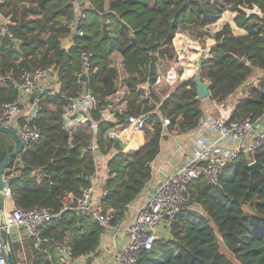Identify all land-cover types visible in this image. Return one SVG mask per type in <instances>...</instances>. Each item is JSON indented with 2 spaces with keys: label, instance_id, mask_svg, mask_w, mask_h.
I'll return each instance as SVG.
<instances>
[{
  "label": "trees",
  "instance_id": "trees-1",
  "mask_svg": "<svg viewBox=\"0 0 264 264\" xmlns=\"http://www.w3.org/2000/svg\"><path fill=\"white\" fill-rule=\"evenodd\" d=\"M86 7L84 36L64 50L71 39L68 24L75 16L71 0H4L0 4L11 21L8 34L0 36V77H10L0 86V106L16 100L13 82L24 73L51 67L58 72L61 86V95L40 99L36 125L41 140L26 146L5 170L15 207L59 215L39 230L43 241L39 247L29 238L26 253L20 256L22 245L10 242L14 264H65L60 246L69 251L71 261L85 259L90 264L97 256L104 229L90 216L64 210L73 207L91 184L96 166L90 146L96 144L100 155L113 151L105 133L114 125L99 121L98 113H92L98 121L95 134L88 127L71 135L63 129L68 99L82 93L76 79L82 69L81 52L93 55L86 87L100 108L116 92L119 73L111 56L120 55L129 95L125 112L115 115L118 124L153 112L143 131L145 145L131 154L115 153L108 162L99 202L111 217V226L130 216L129 205L151 179V163L159 154L164 132L162 120L170 121L166 128L170 134L181 136L204 119L192 79L179 82L165 99L167 90L160 92L154 86L160 67L177 60L173 47L177 33L197 39L209 36L204 31L208 26L224 12L236 11L234 25L246 34L235 36L229 25L215 33V45L198 73L209 85V100L215 103L225 102L248 80L256 81L245 86L232 121L264 112V28L258 15L246 12L257 8L264 13V0H87ZM242 59L247 63L242 64ZM255 72L262 76L256 78ZM13 149L11 139L0 133V164ZM249 158L262 165L260 173L250 176ZM189 193L190 203L170 229H158L153 248L142 252L136 264H264V147L250 157L239 155L224 169L218 186L201 177L190 184Z\"/></svg>",
  "mask_w": 264,
  "mask_h": 264
},
{
  "label": "built area",
  "instance_id": "built-area-1",
  "mask_svg": "<svg viewBox=\"0 0 264 264\" xmlns=\"http://www.w3.org/2000/svg\"><path fill=\"white\" fill-rule=\"evenodd\" d=\"M75 7V16L68 24L71 39L63 46L69 50L74 46V40L84 36L82 25L85 20L87 0H71ZM4 0H0L3 4ZM237 14L236 11H234ZM248 15L255 14L260 18L261 13L257 8L246 11ZM11 25L0 10V36L8 34L7 26ZM91 53L81 52L80 59L82 69L76 75V79L82 85V93L75 98H69L62 114L63 129L69 134L88 127L95 134L98 121L94 120L92 113L100 115L101 122L112 123L114 126L105 133V138L114 143L119 139L126 146L129 135L124 132L142 133L147 125L151 113L128 117L124 124H118L115 115L122 114L126 110L128 91H116L118 97L114 104L100 108V103L93 92L86 87V81L92 69ZM179 65L175 63L164 77L157 78L154 86L163 84L173 89L179 84ZM33 80L30 81V78ZM82 77L86 81H82ZM10 77H0L2 86ZM17 91L16 100L0 106V128L13 131L23 145V149L41 140V130L36 125L39 114L41 97L61 95V86L58 72L51 68L37 70L33 74L24 73L18 81H14ZM32 95H35L32 98ZM218 114L205 117L195 128L194 147L191 152L184 155L178 167L165 175L153 186H148L145 202L137 208L128 224L119 229L126 237L125 246L113 253L112 264H136L142 252H148L153 248L157 240L158 229L165 226L170 229L180 210L191 201L189 186L195 180L203 177L213 186L219 185V179L224 169L236 160L239 155L250 157L256 151L264 147V112L259 115L249 114L245 118L232 121L230 111L224 107V103H218ZM170 121L162 120V127L166 129ZM90 151L96 160L100 155L97 146L92 144ZM113 152V151H112ZM131 153H134L132 151ZM130 153V154H131ZM254 163L248 159V165ZM95 173V172H94ZM107 173H109L107 171ZM37 179L39 171L35 172ZM91 184L76 198L74 206H65L64 210H71L79 215L92 217L104 231H117V226H111V217L107 214L99 201L95 200L97 181L93 175ZM5 184H9L4 177ZM6 199L10 200V208L5 209L4 228L8 234L9 244L14 242L12 233L16 229H24L29 238L35 240V247H39L43 241L39 237V230L59 215H52L44 209L22 210L14 206L10 199V190L6 192ZM1 230V226H0ZM60 252L69 256L67 249L60 246ZM0 264H7L4 248L0 238Z\"/></svg>",
  "mask_w": 264,
  "mask_h": 264
},
{
  "label": "crops",
  "instance_id": "crops-1",
  "mask_svg": "<svg viewBox=\"0 0 264 264\" xmlns=\"http://www.w3.org/2000/svg\"><path fill=\"white\" fill-rule=\"evenodd\" d=\"M236 14L234 11H226L221 17L212 25L208 26L204 31L209 34V36H205L203 38L197 39L192 37L191 35L180 32L175 35L173 38V47L176 52L177 60L175 63L179 65L178 72L180 74V82L192 79L193 76L199 74L198 70L200 66V60L206 59L209 57V50L215 45V41L212 36L219 32L225 25H229L232 28L233 34L235 36H243L246 34L245 30L238 29L234 25V18ZM111 59L115 66L117 67L119 73L118 86L116 91H124L126 90L124 86V80L126 75L123 73L121 67V57L118 54H113ZM175 63L171 65L163 64L159 69L158 78L164 77L170 67H172ZM201 65V64H200ZM190 70V73L187 71ZM262 73L255 72L254 76L256 78L262 76ZM255 81L254 79L248 80L246 85H249ZM256 82V81H255ZM255 84V83H254ZM245 85V86H246ZM162 86V84H157L155 87L158 89ZM245 86L241 87L235 94L230 96L224 103L225 111L229 110L230 115H232L233 110L238 104V101L242 99L245 95L244 90ZM166 87V86H165ZM172 90L167 89V94L163 99L167 97V95ZM117 96L114 94L111 98H109V104H114L117 100ZM218 103L212 102L209 98H206L200 101V108L203 112V118L214 116L218 114ZM129 141L126 142L125 151H139L146 143L144 133H129L126 131L123 135H129ZM194 135L195 129L186 135H174L170 134L166 129H164L162 139L159 145V154L151 163V179L149 183L146 185L145 189L142 193L133 201L131 205H129V213L130 216L124 220L123 223L117 226V231H104L100 238V244L97 250V256L92 260L90 264H112V256L113 253L121 250L126 243V237L119 230L124 228L131 217L136 212L137 208L140 207L146 200V191L147 187L153 186L157 182H159L165 175L171 173L175 170L181 161L184 158V155L188 154L192 151L194 147ZM94 144V143H93ZM96 146V144H94ZM118 153L113 146V152L109 155H101L95 160V173L94 176L97 181V187L95 192V200L99 201L100 197L103 194V185L109 173L108 171V162L113 154ZM126 153V152H125ZM128 153V152H127ZM126 153V154H127ZM109 172V171H108ZM92 180V179H91ZM10 200L6 199L5 209L10 208ZM12 239L15 243L22 245V252L20 254L24 255L26 252L24 246L28 244V235L24 229H16L12 233ZM31 253L30 251H27ZM65 264H86L85 259H77L71 261L70 259L65 260Z\"/></svg>",
  "mask_w": 264,
  "mask_h": 264
},
{
  "label": "water",
  "instance_id": "water-1",
  "mask_svg": "<svg viewBox=\"0 0 264 264\" xmlns=\"http://www.w3.org/2000/svg\"><path fill=\"white\" fill-rule=\"evenodd\" d=\"M261 20H262V27L264 28V15L261 18ZM204 60L205 59L202 58V60H200V64ZM241 63L246 64L247 63L246 59H242ZM200 64L198 65V67L200 66ZM32 80H33V77L30 78V81H32ZM82 81H86V78L82 77ZM192 81L196 86V100L200 102L206 98H209V95H210L209 85L202 81L200 75L197 74V75L193 76ZM148 86L149 85L146 84L144 86V89L147 90ZM34 96L35 95H32V98ZM0 133L7 135L11 139V141L14 145L13 151L11 153H9L8 155H6V157L3 159V161L0 164V226H1L0 238H1L2 246L4 248L6 263L7 264H14L12 261V258H11L8 234L4 228L6 192L9 189V185L4 183L3 178L6 177L5 170L7 169V167L12 163L13 159H15L23 150V145H22L21 141L19 140V138L17 137V135L13 131H11L10 129L0 128ZM113 146L117 152H123V153L128 152L127 154L131 153V151H125V145L119 139L114 141ZM248 168H249V174H250V176H252L254 173H260L262 171L263 167L261 164L254 162V163H251L250 165H248ZM61 256L65 260L69 259V256L65 252H62Z\"/></svg>",
  "mask_w": 264,
  "mask_h": 264
},
{
  "label": "rangeland",
  "instance_id": "rangeland-1",
  "mask_svg": "<svg viewBox=\"0 0 264 264\" xmlns=\"http://www.w3.org/2000/svg\"><path fill=\"white\" fill-rule=\"evenodd\" d=\"M180 75V74H179ZM179 82H180V80H179ZM253 83H255V81H253ZM172 90V89H170V88H168V87H165V86H163V84H162V86H160V88H159V90H160V92L162 91V92H164L165 90Z\"/></svg>",
  "mask_w": 264,
  "mask_h": 264
}]
</instances>
